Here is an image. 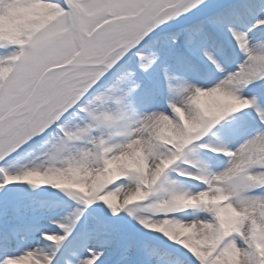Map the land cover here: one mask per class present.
<instances>
[{"label": "snow or ice", "instance_id": "obj_1", "mask_svg": "<svg viewBox=\"0 0 264 264\" xmlns=\"http://www.w3.org/2000/svg\"><path fill=\"white\" fill-rule=\"evenodd\" d=\"M0 264H264V0H0Z\"/></svg>", "mask_w": 264, "mask_h": 264}]
</instances>
